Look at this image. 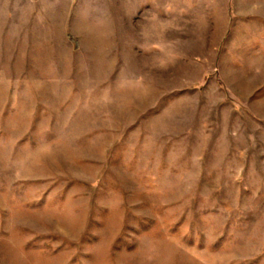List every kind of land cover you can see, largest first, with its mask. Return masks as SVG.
Here are the masks:
<instances>
[{
	"label": "rangeland",
	"instance_id": "obj_1",
	"mask_svg": "<svg viewBox=\"0 0 264 264\" xmlns=\"http://www.w3.org/2000/svg\"><path fill=\"white\" fill-rule=\"evenodd\" d=\"M0 264H264V0H0Z\"/></svg>",
	"mask_w": 264,
	"mask_h": 264
}]
</instances>
